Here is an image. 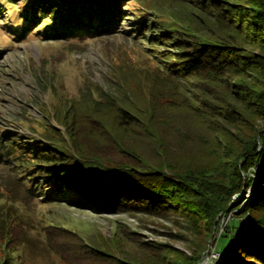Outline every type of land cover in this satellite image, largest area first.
<instances>
[{
  "label": "rangeland",
  "instance_id": "1",
  "mask_svg": "<svg viewBox=\"0 0 264 264\" xmlns=\"http://www.w3.org/2000/svg\"><path fill=\"white\" fill-rule=\"evenodd\" d=\"M13 1L16 7L0 0L5 11L0 13V263L66 264L69 260L72 264H101L86 259L90 247L105 254L106 264H112L111 260L173 264V260L194 259L205 252L202 264L221 261L216 253L221 242L215 250L212 239L205 236L204 217L191 209L193 200L183 199L179 189L164 192L163 203L153 210L134 203L96 209L99 202L90 193L77 195V203L72 199L44 203L39 190L31 192L23 163L12 155L33 147L38 119L65 129L56 122L57 113L62 120L76 115V125L87 138L80 134L81 149L89 145L91 153L95 145L97 156L130 166L132 181L138 172L150 176L149 172L165 170L179 178L214 165L217 158L235 151L238 140H248L252 131L263 128L264 120L254 117L233 96L231 75L193 77L175 71L167 89L161 86L162 80L168 69H176L173 62H181L174 56L196 52L204 44L218 42L222 51L229 48L245 56L260 54L248 36L232 29L245 14L247 1L155 0L158 17L148 15L139 28L135 25L140 21L137 11L145 5L141 0H129L123 3L125 13L115 32L86 41L46 40L36 33L45 23L20 37L15 30L20 24L18 13L28 0ZM159 23L168 26L165 34L171 28L172 35L150 43L151 35L164 34ZM170 91L176 101L160 104ZM95 97L103 101L113 97L132 106L135 119L118 123L117 117H105L101 112L102 124L83 121ZM138 106L146 113L139 112ZM243 119L246 123L241 124ZM152 182L161 193L174 185L159 179ZM177 184L189 190L181 182ZM51 191L52 187L45 189ZM252 196V189L234 195L230 207ZM236 212L219 218L216 239Z\"/></svg>",
  "mask_w": 264,
  "mask_h": 264
},
{
  "label": "trees",
  "instance_id": "2",
  "mask_svg": "<svg viewBox=\"0 0 264 264\" xmlns=\"http://www.w3.org/2000/svg\"><path fill=\"white\" fill-rule=\"evenodd\" d=\"M125 1L129 0H28L23 4V11L18 13L20 24L15 30L19 33L17 35L25 37L31 27L37 28L45 23L36 33L41 34L46 40L86 41L111 34L118 29L125 13L123 5ZM246 1L247 4L243 8L245 14L232 29L241 36H248L252 43L260 48V54L245 56L237 51L230 52L229 48L222 51L223 46L218 45V42H215L216 45L204 44L196 52L190 54L185 52L182 57L174 56L175 59H181V62H173L172 66L176 69H173L174 71L168 69L170 75L166 72L167 76L162 80L164 83L161 86L164 89L170 86L173 81L171 76L175 71L182 76L193 77H198L202 73L228 74L232 79L233 96L239 103L246 104L254 117L261 116L264 120V0ZM7 2L14 7L17 5L13 0ZM141 2L145 7L141 8L142 11H137L140 21L135 25L139 28L145 25L147 17H158L159 14L155 10V0ZM1 7L3 6L0 4V13L5 14L4 8ZM159 25L164 34L160 37L151 35L150 43L154 44L156 40L171 37V28L165 34V28L168 29V26L161 23ZM175 32L172 30L173 34ZM175 40L178 39L174 37ZM173 94L172 91L167 92L160 104L170 105L176 101ZM92 101L93 105H89V112L83 117V121L91 125L103 123L101 112L105 117L108 115L117 117L118 123L135 119L132 114L133 107L120 104L113 97L107 98L106 101H103L102 97H95ZM137 110L146 113L140 106ZM71 117L58 119L56 113V122L62 124L65 129H58L42 118L36 120L34 128L37 137L33 141V147L18 150L12 155L14 160L23 163L21 168L25 170V179H29L31 192L37 193L39 190L44 197V203L56 204L62 199L66 202H71L72 199L77 203V195L90 193L95 195L99 202L96 209L102 206L115 209L119 205L134 203L142 204L146 208L152 207L153 210L157 203H163L161 195L165 194L164 192L179 189L180 192H184L183 199L193 200L191 209H196L198 214L204 217L205 228L208 231L205 236L212 239L215 250L219 241L221 242L216 253L221 255L222 260L217 264H264V127L252 131L248 140H238L235 151H228L217 158L214 165L203 170H194L189 172L188 176L179 178L167 171L164 172L165 170L149 172L150 176L138 172L132 181L130 166L118 165L96 155L95 148L98 147L94 145L95 140L94 146L91 145L93 152L87 151L89 145H84L81 149L78 144L82 139L80 134L87 138L76 125L79 124L78 117L76 115ZM244 120H241V124L246 123ZM102 128L105 127L102 125ZM121 150H124L123 145ZM125 152L130 158L140 161V157ZM158 179L174 185L164 186L167 190L162 188L165 191L161 193L159 185L152 182ZM177 182H181L182 186L188 187L189 190L179 187ZM107 185H113L114 188L108 189L105 187ZM49 187H52V191L45 192ZM249 189L253 190L251 198H246L234 208L230 207L232 196H238ZM60 193H63V198ZM234 211L238 212L227 219L220 238L216 239L219 218ZM6 228L7 235H10L9 226ZM62 229L78 235L66 228ZM78 238L82 239L79 235ZM87 255L89 257L86 259H97L101 264H106L108 260L101 250L97 251L92 247L87 251ZM202 255L194 259L173 260V264H197ZM111 262L125 264L123 261ZM0 264L12 263L8 260ZM66 264L72 263L66 260Z\"/></svg>",
  "mask_w": 264,
  "mask_h": 264
},
{
  "label": "water",
  "instance_id": "3",
  "mask_svg": "<svg viewBox=\"0 0 264 264\" xmlns=\"http://www.w3.org/2000/svg\"><path fill=\"white\" fill-rule=\"evenodd\" d=\"M206 255H207V252H205V253L203 254V256H202V258L200 259V261L198 262V264H202V263L204 262Z\"/></svg>",
  "mask_w": 264,
  "mask_h": 264
}]
</instances>
